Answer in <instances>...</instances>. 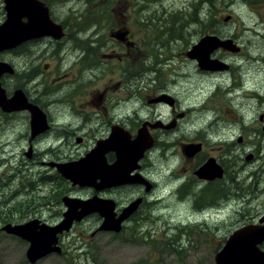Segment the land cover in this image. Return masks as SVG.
Instances as JSON below:
<instances>
[{
  "label": "flooded vegetation",
  "instance_id": "obj_1",
  "mask_svg": "<svg viewBox=\"0 0 264 264\" xmlns=\"http://www.w3.org/2000/svg\"><path fill=\"white\" fill-rule=\"evenodd\" d=\"M36 1L43 4L49 19L60 27V38L50 39L54 40L56 45L61 44L67 34L65 26L62 23L59 24L53 15V3H50V0ZM128 1L130 9L133 8L135 16L140 18V12L145 11V6L139 3L140 0ZM200 1L202 0H197V3L202 5L203 2ZM138 4H140L139 7ZM152 13L154 14L147 19V28L144 33L148 34L147 41L154 40L155 45L148 50L143 49L146 56L141 57L140 46L130 41L132 33L128 27L112 28L109 47H116L123 51H109L105 54L101 52V59L106 63L100 61L97 65L99 53L96 51L98 50L93 48V45H89L91 51L84 49L85 51L79 55L75 63L76 71L73 72V66H71L66 72L68 75H64V78L67 76L70 78L63 82L57 80L64 73L58 74L54 66L50 69L44 67L41 70L31 65L33 82L30 83L32 88L29 89L27 83L31 80L22 84L18 83L15 67L4 58L11 53L0 52V62L9 64L13 70L12 74L2 75L0 86L7 99L11 98L14 92L22 91L26 104L10 112L0 108V141L5 139V143H15V148L11 149V157L17 159L14 168L17 166L20 170H24L40 166L36 171H29L33 177L34 175L37 177L29 185L40 182L35 189L36 194L47 191L45 189H48V183L51 184L50 190L61 188V196H57L54 202L49 201L44 206L51 205L52 208L58 207L62 210L60 213L53 214L54 217L44 218L33 212V206H27L23 219L7 221L6 218L17 216L16 212L22 211V208L17 205L11 206L7 216L0 214L1 231L7 225L21 226L29 222L35 224L37 231L42 227H55L63 220V212L66 210L63 203L65 197L111 201L115 218L137 203L133 206L132 213L122 222V231L135 230V228L138 230L142 222L156 220L151 218L155 206L161 200L156 193L160 192L159 190L167 181L174 185L172 198L180 203L182 199L186 200L187 206L194 210L198 208L201 197L205 205L212 204L214 209L219 208V204L225 202L224 183L230 187L235 185L236 187H233L231 191L236 195L237 192L247 189L251 191V197L246 196L253 201L255 213L245 216L240 227L248 224L258 225L260 220L264 219V184L261 181L264 177V89L258 93L256 82L238 73L240 58L237 56L242 52L241 46L230 35L221 32H216L215 35L213 30H210L212 28L208 26L204 36L213 35L222 41L230 40L234 45V51L216 49L210 55V59L217 60L220 67L216 71H208L201 69L198 62L188 56L192 47L204 36L196 43L187 42L188 44L178 54L181 55L182 61L195 64L197 72L208 79L217 73L220 80L216 84L213 83L215 84L213 87L206 89L205 92H199L191 97L190 101L185 102L172 90L176 88V80L179 78L177 74L169 73L171 75L169 79L172 81L168 85L167 78H159L162 71L156 48L159 47L165 53L168 52L167 57L170 56L173 42H182L186 32V30L176 31V29H183L187 25L183 22L178 25L171 23L175 20L170 15L164 20V16L169 14V11L164 8H160L162 15L160 18L155 16L158 10ZM5 19L6 11L2 0L0 25ZM41 39L47 38L33 41ZM155 40H159V44H156ZM29 42L32 41L26 43ZM97 44L99 48L100 43ZM217 55L219 57H216ZM130 56H133L132 61H137L138 65V68L135 67L136 72L132 71V73L128 60ZM226 58L231 62L226 61ZM232 61L237 63L234 64ZM84 70H88V79L80 75V72ZM44 73L47 74L49 82ZM100 74V78L96 79ZM8 79L12 82L7 84L5 81ZM208 79H205V83L209 84L211 82ZM82 81L87 86L86 98L82 103L74 104V98H79L78 90ZM75 92L72 104H69L67 98ZM241 94L243 99H248L243 104L240 100ZM132 95L143 99V104L139 107L141 115L138 118L134 116L130 118L127 112V103ZM55 108L58 109L54 110ZM32 109H36L43 118L38 113L32 112ZM18 120L22 122L20 129ZM195 121H197L196 124ZM139 130L144 131L146 138L150 139L152 144L134 165L130 173L132 182L97 189L99 182L96 181L92 187L88 188L90 192L88 196H76L82 188L73 186L64 179L58 171V166L77 162L88 153L95 152L99 145L107 142L113 133L116 136L126 134L134 140ZM167 142L170 143L168 147ZM2 146L5 147L0 145L1 148ZM173 147L180 152V157H177L178 160L180 159L177 167L174 169L175 164L172 167L170 163L171 169H157L158 159L164 160ZM186 147L189 151L184 153ZM101 157L107 166H111L116 159L115 152L109 147L103 151ZM18 159L30 162H22ZM207 163L220 170L219 178L201 179L196 175L197 171ZM9 176L7 175L5 179L7 180ZM68 188L72 190L70 196L65 195ZM15 197L13 195V200ZM37 205L36 207H40L39 204ZM86 218H92L93 222L99 226L104 222L98 213H92L84 219ZM130 224L131 226L127 227ZM66 233L57 235V246L61 250L60 254H56L58 256L64 252L63 238Z\"/></svg>",
  "mask_w": 264,
  "mask_h": 264
},
{
  "label": "rangeland",
  "instance_id": "obj_2",
  "mask_svg": "<svg viewBox=\"0 0 264 264\" xmlns=\"http://www.w3.org/2000/svg\"><path fill=\"white\" fill-rule=\"evenodd\" d=\"M49 2L53 3V15L59 24L62 23L65 26L67 36L59 45H56L55 41L49 37L35 42L31 40L32 42L22 44L19 48L9 51L11 54L4 56L15 67L18 74L17 82L20 84L31 80L33 75L30 70L31 65L41 70L44 67L50 69L54 66L58 74L64 73L58 77L57 81L68 80L70 76L64 78V75L71 66H73L72 71H76L75 63L79 55L85 51L84 49L91 51L89 45H93V48L98 50L96 51L99 53L97 65L100 61L105 64L106 61L101 59L102 54L109 51H123L116 47H109L112 28L128 27L132 33L130 41L140 46L141 57L146 56L143 49L148 50L155 45L154 40L147 41L148 34L144 33L147 28V19L154 14L152 12L155 10H158L155 16L162 17L160 8H164L169 11V14L164 16V20L170 15L175 20L171 23L178 25L183 22L187 25L183 29H176V31L186 30V32L182 42H173L175 47L172 44L170 56L167 57L168 52L165 53L159 47L156 48L162 71L159 78H167L168 85L172 81L169 79L171 76L169 73L179 76L176 80V88L172 89L179 99L182 98L185 102L190 101L191 97L199 92H205L220 80L217 73L210 79L204 77L197 72L195 64L182 61L181 55H178L188 44L187 42L196 43L204 36L208 26L212 28L210 30H213L215 35L216 32H221L235 39L242 48V52L237 56L240 58L238 73L253 79L257 84L258 93L264 89V0H212V3L202 5L197 3V0H140L139 3L145 6V11L140 12V18L135 16L133 8L130 9L128 0H50ZM1 3L2 0H0V7ZM195 10L196 14H200V17L196 19L199 20L198 22H195V18L192 19V13ZM227 17L228 20L224 22ZM208 23L215 24L211 26ZM113 24H115L113 27H109ZM167 24L170 25V23ZM97 43H100L99 48ZM155 43L159 44V40H155ZM132 58L133 56L128 58L129 67L132 68L131 73L136 72L135 67L138 68L137 61L133 62ZM226 61L231 62L228 58ZM43 75L49 82L47 74ZM80 75L88 79V70L81 71ZM100 76L101 74L96 79ZM205 79L211 83H205ZM5 82L8 84L12 80L8 79ZM32 82L33 80L27 83L29 89L32 88L30 86ZM86 93L87 86L82 81L78 90L79 98H74L75 92L68 96L67 101L72 104L74 98V104L82 103ZM242 96L243 94L240 100L243 104L248 99H243ZM142 104L141 97L135 98V95H132L127 103L130 118L133 116L138 118L141 115L139 107ZM18 123L21 125L18 127L20 129L22 122L18 120ZM4 140L0 141V145H5L0 147L1 216H7L10 207L15 205L22 208V211L16 212L17 216L6 218L7 221L23 219L27 206H33V212L44 218L54 217L53 214L62 212L58 207L44 206L49 201L54 202L57 196H61V188L50 190L51 184L48 183V189H45L47 191L36 194L35 189L40 182L29 185L37 179L36 175L33 177L29 171H36L40 166L24 170H20L17 166L14 168L17 159L11 157V149L16 145L12 142L5 143ZM168 144L170 143H166L167 147ZM179 155V149L171 148L164 160L158 159L157 169H171L174 164L175 169L180 162V159H177ZM18 160L30 162L25 159ZM7 175L10 176L6 180ZM261 181L264 184V177ZM233 187L236 186L230 187L224 183L223 197L225 194L230 196H228L229 200L219 204V208L197 211L187 206L184 199L181 203L174 200L172 198L174 185L167 181L159 190L160 192L156 193L161 200L153 210L151 218H155V221L142 222L138 230L135 228V230L122 231L121 229L118 233L98 231L96 228H99V225H96L92 218L74 222L73 227L63 238V254L61 256L47 255L34 264H214V255L221 249L227 237L240 227L245 216L255 213L253 201L246 196L251 197V191L245 189L237 192L236 195L231 191ZM88 191V188H82L76 196L86 197L90 194ZM66 193L65 195L70 196L72 190L68 188ZM13 195L16 196L14 200ZM37 204L40 207H36ZM129 226L131 224L127 227ZM27 244L20 238L7 235L4 230H0V264H31L26 259Z\"/></svg>",
  "mask_w": 264,
  "mask_h": 264
},
{
  "label": "water",
  "instance_id": "obj_3",
  "mask_svg": "<svg viewBox=\"0 0 264 264\" xmlns=\"http://www.w3.org/2000/svg\"><path fill=\"white\" fill-rule=\"evenodd\" d=\"M3 2L6 19L0 25V52L15 49L31 40L45 37L55 40L60 38V27L49 19L47 9L40 2L36 0H3ZM227 20L228 17L224 22ZM233 46L230 40L222 41L216 36L207 35L192 47L188 56L196 60L201 69L216 71L220 63L217 60H211L210 55L218 48L234 51ZM12 72L9 64L0 62V78ZM21 105H26L22 91L14 92L12 97L7 99L0 86V108L3 111L10 112L19 109ZM31 111L38 113L36 109ZM151 144L142 130L138 131L134 140H131L129 135L116 136L113 133L107 142L99 145L95 152L88 153L77 162L59 165L58 171L73 186L81 188L92 187L96 181L99 182L97 189L129 184L132 182L130 173L134 165L151 147ZM108 147L115 152L116 156L111 166H107L101 157ZM185 150L184 153L189 151L187 147ZM196 175L201 179L219 178L220 170L207 163L197 171ZM63 203L66 211L62 222L55 227H42L37 231L33 222L21 226L3 227L7 234L17 236L29 243L26 259L31 264L49 254H60L57 235L69 232L74 222H80L88 215L98 213L104 222L97 230L118 233L122 229V222L132 213L133 206L137 205L135 203L128 207L118 218H115L111 201L98 198L88 200L64 198ZM263 222L264 219L260 220L258 225L248 224L235 229L214 255V264H264V250L261 248L264 244Z\"/></svg>",
  "mask_w": 264,
  "mask_h": 264
},
{
  "label": "trees",
  "instance_id": "obj_4",
  "mask_svg": "<svg viewBox=\"0 0 264 264\" xmlns=\"http://www.w3.org/2000/svg\"><path fill=\"white\" fill-rule=\"evenodd\" d=\"M200 2H203V4L204 3H212V0H202V1H200ZM197 13V11L195 10L193 13H192V19H194L195 18V22H198L199 20H196V19H198L199 17H200V14H196ZM209 25H214L215 23H208ZM210 26V27H211ZM229 197H228V194H225V197H224V201H226L227 199H228ZM200 204V205H199ZM199 206L197 205V207L198 208H196V209H202V208H205V207H210V206H213L212 204H210L209 206H207V204L205 205L204 203H203V200H202V197H201V199L199 200ZM262 249H264V245L262 246Z\"/></svg>",
  "mask_w": 264,
  "mask_h": 264
},
{
  "label": "bare ground",
  "instance_id": "obj_5",
  "mask_svg": "<svg viewBox=\"0 0 264 264\" xmlns=\"http://www.w3.org/2000/svg\"><path fill=\"white\" fill-rule=\"evenodd\" d=\"M227 201V200H226ZM208 208H212V209H214L212 206H210V207H205V208H202V209H197V211H205L206 209H208Z\"/></svg>",
  "mask_w": 264,
  "mask_h": 264
}]
</instances>
